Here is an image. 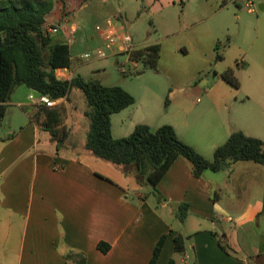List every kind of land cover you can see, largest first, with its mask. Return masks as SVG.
I'll return each instance as SVG.
<instances>
[{
    "label": "crops",
    "instance_id": "obj_1",
    "mask_svg": "<svg viewBox=\"0 0 264 264\" xmlns=\"http://www.w3.org/2000/svg\"><path fill=\"white\" fill-rule=\"evenodd\" d=\"M238 1L244 6L235 7ZM141 2L144 11L156 16L176 10L180 32L191 43L193 53L203 57L217 54L223 64L229 52L237 49L242 59L240 64L239 60L232 64L241 73L238 89L242 98L236 104L242 121L231 126L218 118V137L206 142V148L172 124L180 139L209 160L233 132L264 141V0ZM256 4L260 15L249 6ZM118 5L117 10L111 0H88L78 8L69 6L74 9L72 15H61L66 25L57 36L70 45L73 68L68 73L60 69L58 75L75 76L74 57L101 47L109 33L128 34L136 48L160 45L161 57L164 55L165 44L177 32L165 33L167 25L162 22L136 38L122 18L125 9L120 0ZM60 20L55 24L61 25ZM252 20L257 21L256 28ZM188 29H197L191 38L186 35ZM225 36L229 44L220 55ZM182 44L174 50L178 52ZM124 50L119 41L105 58H116L122 66L126 62L119 58L127 57ZM229 69L233 70L227 66L221 75ZM39 98L25 86L16 87L0 119V264H79L82 257L85 264H152L162 236L166 241L156 264L171 260L176 264H264L263 166L239 162L196 178L190 163L179 158L157 187L164 197L159 201L150 184L137 179L134 166L108 165L111 163L88 151L85 143L78 144L74 140L82 136L78 130L72 128L69 140L58 150L51 135L31 123L23 110L38 104ZM67 102L63 98L57 106ZM227 107L233 110L232 102ZM15 108L26 116L17 131L13 130ZM147 121L139 123L149 124ZM180 127L186 132L189 124ZM147 184V189L141 187ZM182 203L189 205L183 223L176 216ZM178 236L185 241L182 252L176 250ZM221 240L228 250L221 247ZM101 242L111 246L109 252L98 249Z\"/></svg>",
    "mask_w": 264,
    "mask_h": 264
},
{
    "label": "trees",
    "instance_id": "obj_2",
    "mask_svg": "<svg viewBox=\"0 0 264 264\" xmlns=\"http://www.w3.org/2000/svg\"><path fill=\"white\" fill-rule=\"evenodd\" d=\"M88 0H0V38L2 56L0 68V119L6 113L5 103L9 102L16 87L25 86L38 96L53 100L66 98L70 101L72 91H80L86 101L85 117L90 128L85 139V148L94 156L121 167L134 166L137 173L150 184L152 194L164 199L158 185L174 162L183 158L192 166L193 176L201 178L207 172L218 173L239 162H252L264 167V141L233 133L229 139L215 149L209 160L194 147L180 139L174 127L164 125L152 128L138 124L133 133L116 139L112 131V116L135 104V98L119 86H104L98 80L73 76L61 78L57 71L72 69L70 45L57 35L45 30L53 13L59 11L67 17ZM133 62L142 64L143 69L157 70L161 59V46L149 45L131 53ZM229 69L222 79L235 88L239 80ZM61 105L48 108L36 104L24 107L30 122L48 132L59 150L69 140L70 132L62 124ZM189 205L182 203L177 208V218L185 222ZM166 241L162 236L155 247L151 263L156 264ZM176 250H185L183 237L175 239ZM221 247L228 250L222 240ZM98 249L107 253L111 246L101 242ZM74 255L68 256L74 259ZM79 264H85L82 257ZM169 264H176L171 260Z\"/></svg>",
    "mask_w": 264,
    "mask_h": 264
},
{
    "label": "rangeland",
    "instance_id": "obj_3",
    "mask_svg": "<svg viewBox=\"0 0 264 264\" xmlns=\"http://www.w3.org/2000/svg\"><path fill=\"white\" fill-rule=\"evenodd\" d=\"M111 1L118 10V0ZM120 1L125 9L122 18L130 28V34L136 38L143 37L147 28L152 29L153 25L162 22L167 25V27L165 26V33L177 32V34L165 44L166 52L161 57L157 70L143 69L142 64H139L137 70L140 71H137L128 64L127 73H123V67L118 66L116 58L113 57L101 59L93 56L89 60H83L80 57L81 52L79 56L74 57V74L76 76L98 80L104 86H119L135 98L134 105L127 108L125 112L112 116L113 136L116 139L127 137L133 133L136 124H145L139 122L148 120L147 122L152 125V128L156 126L159 128L164 125L172 126L173 124L177 126L181 134H187L189 140L206 148V142L218 137L215 131L218 118L228 125L238 126L242 120L236 101L241 100L242 96L239 89L224 81L221 75V72L229 66L233 70L235 69L234 76L237 80L241 79L240 68L238 66L232 67V64H236V60H239L237 61L238 64L242 61L237 49L229 52L223 64L219 63L217 54L213 57H203L193 53L191 43H187L184 40V33L180 32L182 27L178 21L179 14L176 10L171 9L160 16H156L142 9L141 0ZM237 3L235 7L244 6L239 1ZM251 8L255 9L257 14H261L257 4ZM53 15L54 18L51 17L49 23L55 24L57 23L56 20L61 19V13L55 11ZM58 23L62 27L66 25L63 20ZM251 25L256 28L257 21L252 20ZM210 27L213 28L214 25ZM196 30L188 29L186 32L188 38H191ZM253 32L256 35V31L253 30ZM178 44L182 45L180 50L176 52L174 49ZM228 44V39L225 36L222 40V46L219 47L220 55L222 49ZM185 49L191 52L186 54ZM88 52L92 54L93 50ZM119 61L123 64L127 63L125 56L120 57ZM216 64L219 66L216 67ZM138 72L142 74L138 75ZM70 96V101L61 105L60 108L63 112L61 126H65L70 133L72 128L74 131L78 130V134H82V136H75L74 140L78 144L85 143L90 128V122L84 115L87 108L86 101L80 91L74 90ZM228 102H232L233 110L227 107ZM219 110L221 111L220 115ZM14 111L17 117H14L16 123L13 125V130L17 131L20 124L25 122L26 116L18 108H15ZM65 122H68L69 125ZM184 122L189 124V129L186 132H183L180 127L181 123ZM149 124L146 125L149 126ZM107 164L114 165L112 163ZM112 176L113 179L119 180L116 176ZM137 179L141 182L145 180L140 175ZM119 182L124 183L123 180H119ZM147 186L148 184L141 187L147 189ZM152 200L154 201V197Z\"/></svg>",
    "mask_w": 264,
    "mask_h": 264
},
{
    "label": "built area",
    "instance_id": "obj_4",
    "mask_svg": "<svg viewBox=\"0 0 264 264\" xmlns=\"http://www.w3.org/2000/svg\"><path fill=\"white\" fill-rule=\"evenodd\" d=\"M249 6L252 7V5H249ZM45 30L50 35H57L63 30V28L61 25L47 23L45 25ZM72 32H75L74 28H72ZM68 41H70V40H68ZM119 41H121L124 44V49H125L124 53L127 55V57H126L127 63L121 66V67H123V70H122L123 73H127L126 67L128 66V64L132 65L133 68L137 70L139 68V63L131 61L130 55L132 52H134L138 49H141V48L134 47V45L132 44L131 38L129 37L128 34L117 35L114 33H109V34L105 35L103 45L101 47L95 49L92 54L89 52L84 53L81 56V59L89 60L93 56L97 57V58H101V59L105 58V57H107V55L113 53L114 47L116 46V44ZM68 72L69 71L67 69L62 70V73H68ZM59 76L61 78H64V79H72V77H73L72 75L68 76V77H63L62 74ZM58 101L59 100H53L47 96H40L37 103L40 105H44L45 107L52 108V107L57 106Z\"/></svg>",
    "mask_w": 264,
    "mask_h": 264
},
{
    "label": "water",
    "instance_id": "obj_5",
    "mask_svg": "<svg viewBox=\"0 0 264 264\" xmlns=\"http://www.w3.org/2000/svg\"><path fill=\"white\" fill-rule=\"evenodd\" d=\"M1 56H2V42H1V38H0V68H1ZM116 64L119 65L118 62Z\"/></svg>",
    "mask_w": 264,
    "mask_h": 264
}]
</instances>
